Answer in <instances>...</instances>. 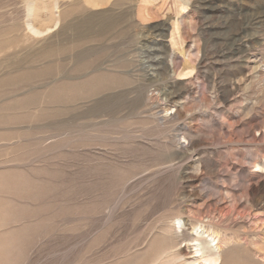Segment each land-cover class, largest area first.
Returning a JSON list of instances; mask_svg holds the SVG:
<instances>
[{"label":"rangeland","instance_id":"rangeland-1","mask_svg":"<svg viewBox=\"0 0 264 264\" xmlns=\"http://www.w3.org/2000/svg\"><path fill=\"white\" fill-rule=\"evenodd\" d=\"M23 1L0 0V264H188L201 231L264 264V0H56L34 40Z\"/></svg>","mask_w":264,"mask_h":264},{"label":"bare ground","instance_id":"bare-ground-1","mask_svg":"<svg viewBox=\"0 0 264 264\" xmlns=\"http://www.w3.org/2000/svg\"><path fill=\"white\" fill-rule=\"evenodd\" d=\"M23 2L26 12L25 14H27V18L30 19L25 23L24 28L25 35L23 37H25V39L27 40H34L46 36L49 37V35L57 30L62 22V19H64V15H67V12H60L58 13L59 15L56 16V13L54 11L57 9L58 2L56 0H24ZM110 2L111 0H84L83 3L91 8H98L108 5ZM71 8L77 9L79 8V5H71ZM43 11L47 12V15L45 17L42 16ZM189 73H186L183 76L190 75ZM179 225L180 221H177L176 225H172L173 231L176 230V228L179 229ZM202 235H207L206 237L210 238L211 240L209 242L203 240L205 236L202 237ZM216 238L217 237L215 236V234L210 235L207 234V232L202 233L201 231V235L198 234L197 238L193 240L194 244H192V248L194 249V262H190L188 264H220L221 255L217 251L218 243H215V241H217ZM174 259L175 258H173L172 260L174 261Z\"/></svg>","mask_w":264,"mask_h":264}]
</instances>
